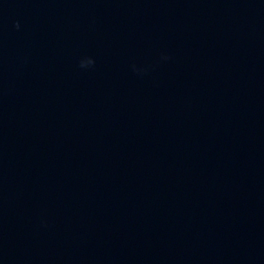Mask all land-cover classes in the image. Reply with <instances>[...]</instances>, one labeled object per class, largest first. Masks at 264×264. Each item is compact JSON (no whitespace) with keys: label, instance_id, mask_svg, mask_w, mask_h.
Listing matches in <instances>:
<instances>
[{"label":"water","instance_id":"water-1","mask_svg":"<svg viewBox=\"0 0 264 264\" xmlns=\"http://www.w3.org/2000/svg\"><path fill=\"white\" fill-rule=\"evenodd\" d=\"M0 264H264V0H0Z\"/></svg>","mask_w":264,"mask_h":264},{"label":"clouds","instance_id":"clouds-1","mask_svg":"<svg viewBox=\"0 0 264 264\" xmlns=\"http://www.w3.org/2000/svg\"><path fill=\"white\" fill-rule=\"evenodd\" d=\"M17 28H19V23L17 22L16 25H15ZM93 64V60L90 58L88 63L85 64L82 60L80 61V66L83 68V67H87L89 65Z\"/></svg>","mask_w":264,"mask_h":264}]
</instances>
